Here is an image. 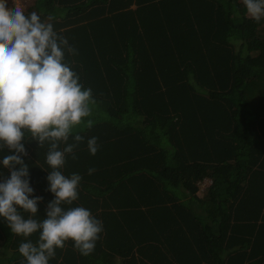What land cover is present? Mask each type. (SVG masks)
Instances as JSON below:
<instances>
[{
    "label": "trees",
    "instance_id": "obj_1",
    "mask_svg": "<svg viewBox=\"0 0 264 264\" xmlns=\"http://www.w3.org/2000/svg\"><path fill=\"white\" fill-rule=\"evenodd\" d=\"M33 11L75 49L64 63L95 100L59 144H76L62 173L82 177L62 207L103 225L91 254L68 240L49 264H264V18L242 0H31ZM25 136L43 202L50 144ZM3 221L5 249L17 253L0 264H24L19 245L39 232L15 235Z\"/></svg>",
    "mask_w": 264,
    "mask_h": 264
},
{
    "label": "clouds",
    "instance_id": "obj_2",
    "mask_svg": "<svg viewBox=\"0 0 264 264\" xmlns=\"http://www.w3.org/2000/svg\"><path fill=\"white\" fill-rule=\"evenodd\" d=\"M242 2L252 19L259 22L264 18V0ZM14 4V8H9L7 0H0V150L9 153L0 165L10 171V176L0 180V217L15 235L27 238L39 232L35 244L27 240L19 245L24 264H49L56 249L63 248L68 240L87 256L93 252L103 225L89 209L62 207L77 200L82 177L77 173L65 176L60 170L66 153L76 158V144H67L63 150L58 148L91 115L90 105L95 100L92 90L85 89L77 73L64 63V48L75 52L67 39L35 11L26 15L18 0ZM87 126H92L91 120ZM26 132L31 134L29 140H37L40 147L45 142L50 144L46 162L52 171L47 176V190L54 194V199L48 203L46 218L39 222L32 216L38 212L42 197L34 195L29 165L21 155H28L22 142ZM83 139L79 134L74 136L76 143ZM87 146L90 154L95 155L99 147L97 138L88 139ZM93 171L89 169V174ZM21 210L32 215L25 219Z\"/></svg>",
    "mask_w": 264,
    "mask_h": 264
},
{
    "label": "crops",
    "instance_id": "obj_3",
    "mask_svg": "<svg viewBox=\"0 0 264 264\" xmlns=\"http://www.w3.org/2000/svg\"><path fill=\"white\" fill-rule=\"evenodd\" d=\"M31 1V0H30ZM22 2L24 3V4H26V6H27V8L26 9H28V6H29V4H30V2H29V0H22ZM47 170V172L49 173V170L48 169H46ZM213 183H214V181H213V179H211V178H207L202 184H201V186H200V191H199V196H203V194H204V192L206 191V189L207 188H209L210 186H212L213 185ZM37 185H34V186H32V188L34 189V195L35 196H39L40 197V190H39V188L38 187H36ZM44 192H46V191H43V193ZM46 199H44L43 200V202H42V200L41 201H39L38 202V212L34 215V216H32V218L34 219V218H43V219H45L46 218V215H47V213H46V209H47V206H48V203L50 202V199H49V191H47V193H46ZM42 202V203H41ZM252 204H253V206L254 207H259V203H258V201L257 200H253L252 201ZM98 205V204H97ZM67 207V206H66ZM66 207H64L65 208V210H67L66 209ZM28 213V212H27ZM32 214L31 213H28L27 214V217L29 218L30 216H31ZM37 221H39V220H37ZM3 217H0V260H2L3 258H8V257H12L13 255H14V253H17V251H15V250H13V249H11V250H6L5 249V246H4V244H5V240H4V238H5V228H4V224H3ZM263 225H264V223H263ZM35 236V233L34 234H32V236L31 237H34ZM263 251H260V254L262 253Z\"/></svg>",
    "mask_w": 264,
    "mask_h": 264
},
{
    "label": "built area",
    "instance_id": "obj_4",
    "mask_svg": "<svg viewBox=\"0 0 264 264\" xmlns=\"http://www.w3.org/2000/svg\"><path fill=\"white\" fill-rule=\"evenodd\" d=\"M18 3L21 5L23 10L26 11V8H27L26 4H24L22 0H18ZM7 5L9 8H14L15 7L14 0H7Z\"/></svg>",
    "mask_w": 264,
    "mask_h": 264
},
{
    "label": "rangeland",
    "instance_id": "obj_5",
    "mask_svg": "<svg viewBox=\"0 0 264 264\" xmlns=\"http://www.w3.org/2000/svg\"><path fill=\"white\" fill-rule=\"evenodd\" d=\"M29 2H30V0H29ZM27 7V6H26Z\"/></svg>",
    "mask_w": 264,
    "mask_h": 264
}]
</instances>
